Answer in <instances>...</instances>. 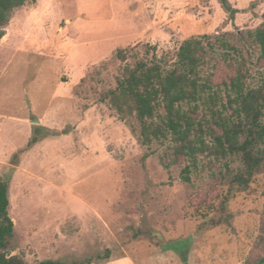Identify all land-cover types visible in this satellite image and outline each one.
Instances as JSON below:
<instances>
[{"label": "rangeland", "instance_id": "rangeland-1", "mask_svg": "<svg viewBox=\"0 0 264 264\" xmlns=\"http://www.w3.org/2000/svg\"><path fill=\"white\" fill-rule=\"evenodd\" d=\"M228 2L231 11L221 0H27L14 10L0 39L11 254L93 264H254L264 256V164L246 190L218 162L185 182L183 161L163 167L161 147H143L101 98L126 64L173 58L183 40L203 35L236 45L256 84L264 60L248 31L264 22V0ZM118 49L128 50L125 61ZM233 57L208 56L215 82L236 73Z\"/></svg>", "mask_w": 264, "mask_h": 264}, {"label": "trees", "instance_id": "trees-1", "mask_svg": "<svg viewBox=\"0 0 264 264\" xmlns=\"http://www.w3.org/2000/svg\"><path fill=\"white\" fill-rule=\"evenodd\" d=\"M26 1L0 0V39L14 10ZM221 2L226 11L232 10L228 0ZM248 37L264 60V22L248 31ZM231 50L240 57L239 68L228 80L217 83L215 70H206L207 58L237 56ZM127 52L118 49L117 57L125 61ZM245 64L242 51L220 35L190 37L182 41L173 58L153 55L126 64L115 87L103 91L101 98L128 124L143 147H161L158 157L163 167L170 169L183 161V181L190 182L191 174L204 163L218 162L231 171V185L246 190L264 164V71L252 84ZM234 162L238 165L232 168ZM9 204V181L0 177V264L94 263L92 257L30 263L11 254L14 221ZM262 236L264 240V224ZM109 256L108 252L96 258ZM254 264H264V256Z\"/></svg>", "mask_w": 264, "mask_h": 264}, {"label": "crops", "instance_id": "crops-1", "mask_svg": "<svg viewBox=\"0 0 264 264\" xmlns=\"http://www.w3.org/2000/svg\"><path fill=\"white\" fill-rule=\"evenodd\" d=\"M119 262L117 261H109V262H107V263H103V264H118Z\"/></svg>", "mask_w": 264, "mask_h": 264}]
</instances>
